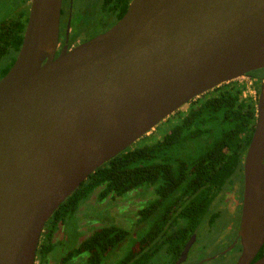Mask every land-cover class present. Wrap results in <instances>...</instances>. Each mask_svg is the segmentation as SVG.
Segmentation results:
<instances>
[{
    "label": "water",
    "instance_id": "obj_1",
    "mask_svg": "<svg viewBox=\"0 0 264 264\" xmlns=\"http://www.w3.org/2000/svg\"><path fill=\"white\" fill-rule=\"evenodd\" d=\"M61 3L31 0L0 79V264H35L45 222L92 172L196 97L264 68V0H130L109 29L58 51ZM243 181L236 264H264L252 262L264 244V82Z\"/></svg>",
    "mask_w": 264,
    "mask_h": 264
},
{
    "label": "trees",
    "instance_id": "obj_2",
    "mask_svg": "<svg viewBox=\"0 0 264 264\" xmlns=\"http://www.w3.org/2000/svg\"><path fill=\"white\" fill-rule=\"evenodd\" d=\"M129 1L103 0V7L118 19L125 13ZM23 29L21 24L18 32L9 37L10 61L1 68L0 77L11 66ZM244 90L245 85L237 80L223 83L190 102L184 112L177 111L166 120L170 123L168 131L156 137L155 133L159 132L156 127L150 135L140 138L92 172L45 222L36 249L38 264H49L51 253L57 247L56 230L94 190L101 189L99 197L119 196L152 181H160L157 183L159 202L168 212L161 211L162 207L151 218L147 207L144 208L139 212L134 234L114 224L105 225L65 253L60 264L83 253L86 264H102L127 238V252L112 264H155L163 253L169 260L174 259L187 241L188 233L205 218L213 199L209 189L219 188L241 174L256 120V101L242 97ZM176 203L178 213L169 214L171 207L167 205ZM167 228L170 229L166 231ZM262 255L264 244L258 257Z\"/></svg>",
    "mask_w": 264,
    "mask_h": 264
},
{
    "label": "flooded vegetation",
    "instance_id": "obj_3",
    "mask_svg": "<svg viewBox=\"0 0 264 264\" xmlns=\"http://www.w3.org/2000/svg\"><path fill=\"white\" fill-rule=\"evenodd\" d=\"M30 5L31 0H0V70L10 61V56L7 54L9 37L14 36L18 32L17 28L21 24L25 27ZM103 6V0H95L91 5H88L86 0H62L59 20L58 51L65 42L68 47H72L106 31L116 23L118 19H120H117L116 14L110 13L108 9ZM82 25L86 28H83ZM23 32L24 29L22 31V36ZM18 50L14 55L12 63L14 62ZM240 78L244 79V83H242L244 85L245 82H250L249 89H253V94L251 95V93L248 92L249 90L245 87L241 96L256 101L255 104L257 106L261 86L264 82V68L250 71ZM219 86L215 88H218ZM246 92L250 93V95H247ZM204 94L196 97L194 100L201 98ZM189 104L190 102L186 104L184 110H182L181 107L177 111L182 110L181 112H184ZM176 112L167 117L164 122L172 115H175ZM169 127L170 123L168 129ZM155 128L152 131H154ZM168 129L166 131H168ZM152 131L150 133H152ZM158 182L160 181H152L150 184H147L150 190V201L147 205L138 210V214L137 212L134 214L131 228H129L132 234H134L138 228L137 221L139 219V212L144 208L147 207L148 216L151 218L162 207L161 211L168 212L166 206L164 207V204L159 202L161 199L158 196ZM209 192L213 199L208 205L207 213L203 221L192 228L188 233L189 237L187 241L175 258L169 260L163 253L159 260L160 264H176L180 253L191 239L192 243L185 259L178 264H236L242 252V245L238 235L240 231L244 193L243 162L241 174L239 172L237 176L231 178L225 185L219 186V188L218 186L212 187L209 189ZM167 207H171L169 214L178 213V203L175 205L171 204V206L167 205ZM169 229L167 228L166 231ZM208 243H212L209 247H214L212 252L209 251V247H206ZM259 251L253 258L252 262L259 258Z\"/></svg>",
    "mask_w": 264,
    "mask_h": 264
},
{
    "label": "rangeland",
    "instance_id": "obj_4",
    "mask_svg": "<svg viewBox=\"0 0 264 264\" xmlns=\"http://www.w3.org/2000/svg\"><path fill=\"white\" fill-rule=\"evenodd\" d=\"M94 1L95 0H86L88 5H91ZM82 27L86 28L84 25H82ZM236 80L239 83H244L243 78ZM248 90L252 95L253 89ZM248 92H246V94L250 95ZM185 108L186 105L182 107V110ZM157 127H159V132L155 133L156 136L168 129V123L163 121ZM148 135H150V133ZM100 192V188L94 190L79 204L75 213L68 218L64 224L58 227L54 238L57 242V247L54 253H51L52 258L49 264H60L61 257L65 253L75 248L82 239L105 225L114 224L129 230L134 214H136V212L138 214V210L147 205L150 201V190L147 185L138 186L119 196L108 194L104 197H99ZM127 239L122 241L102 264H112L120 259L128 250L129 240ZM209 245H212V243H208L206 247H209ZM213 250L214 247L210 246L209 251L212 252ZM85 260L86 254L83 253L74 256L69 260L70 262L66 264H86ZM82 261L83 263H81ZM35 264H38L37 260ZM155 264H160V262L156 261Z\"/></svg>",
    "mask_w": 264,
    "mask_h": 264
},
{
    "label": "built area",
    "instance_id": "obj_5",
    "mask_svg": "<svg viewBox=\"0 0 264 264\" xmlns=\"http://www.w3.org/2000/svg\"><path fill=\"white\" fill-rule=\"evenodd\" d=\"M237 79H239V78H237ZM236 80V79H235ZM249 86H250V82H245V87H246V89H249Z\"/></svg>",
    "mask_w": 264,
    "mask_h": 264
}]
</instances>
